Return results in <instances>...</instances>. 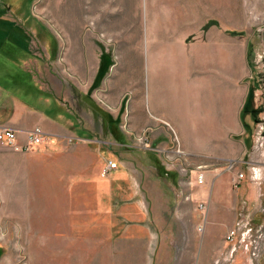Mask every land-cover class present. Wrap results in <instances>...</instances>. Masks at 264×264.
Wrapping results in <instances>:
<instances>
[{"label": "rangeland", "instance_id": "obj_1", "mask_svg": "<svg viewBox=\"0 0 264 264\" xmlns=\"http://www.w3.org/2000/svg\"><path fill=\"white\" fill-rule=\"evenodd\" d=\"M2 18L20 37L0 22V73L34 75L63 124L0 183V264H264V0H0ZM212 36L246 49L244 154L176 114L224 92ZM213 190L233 221L207 223Z\"/></svg>", "mask_w": 264, "mask_h": 264}, {"label": "crops", "instance_id": "obj_2", "mask_svg": "<svg viewBox=\"0 0 264 264\" xmlns=\"http://www.w3.org/2000/svg\"><path fill=\"white\" fill-rule=\"evenodd\" d=\"M210 39L212 38L210 37ZM212 40L217 44L218 54L220 55V57L216 59L218 65L216 62H214L213 65L216 72L214 84L219 83L224 85V90H222L224 92L220 94L218 91V94L212 96L209 101L210 106L206 107L202 114L196 112L192 114L176 112V114L180 120L185 122V127L195 129L198 135H200V130H203L205 136L209 133L211 137L210 141L212 142L215 140L218 142L220 141L221 137L219 136L222 134V129H224L223 135L234 129V134H244L245 136L242 135L240 139L241 148L239 150L240 153L244 154L252 147V140H250L248 134H246L247 131L251 130L250 125L252 121L244 124L242 120V110L245 108L250 95L248 84L246 83V85L242 86V84H245L242 80H245L247 76L245 72H248L246 69V64L248 63L246 49H244L243 55H240L235 45H223L220 40H215L214 37ZM216 41L218 42L216 43ZM23 71L26 72L24 68ZM30 77L32 78L31 84L26 83L28 79L25 80L24 75L18 74V76H12L0 73V128L7 127L13 129L18 133L21 141L26 139L34 126L39 125L45 132L53 134L59 131L63 124L60 119L54 120L46 116L45 112L40 107L42 106L40 102L42 101L41 95L43 94V90L39 89L34 75ZM18 78L20 80H16ZM11 84L20 85V90H14V85ZM32 85L34 86L32 89H34L37 95L36 99L39 104H31L25 99V87H31ZM177 85L180 86L179 84ZM178 90L181 92V88L176 89L175 92ZM46 102L47 104L45 103L43 105L45 108L52 109L58 118H66L67 109H64L62 103L60 104L54 100L51 101L49 98H46ZM212 137H216V139H212ZM207 139L208 138L204 140L206 143L209 142ZM53 156L56 155L52 152H44L41 153L39 157H46V160H50ZM22 158H28V154L21 151L16 152L8 147L0 145V183L18 180L16 176L12 175H20L21 172H23L20 165V160ZM46 165L43 162L41 164L38 163L37 169L33 167V170H30V172H35ZM214 187H216V184H214ZM0 189H2L1 186ZM233 207L234 204L230 203L228 200L217 198L216 191L214 192L213 190L212 195H210L207 200L205 209L208 220L207 223H221L227 220L233 221L235 216Z\"/></svg>", "mask_w": 264, "mask_h": 264}, {"label": "built area", "instance_id": "obj_3", "mask_svg": "<svg viewBox=\"0 0 264 264\" xmlns=\"http://www.w3.org/2000/svg\"><path fill=\"white\" fill-rule=\"evenodd\" d=\"M48 141L46 132L43 131L42 127L37 125L34 126L30 133L27 135L24 141H21L16 131L10 128H0V145L3 147H9L16 152H30L39 149ZM227 169L233 170L235 162L226 165ZM115 167V164H114ZM244 178V173H240L234 178V182L238 185ZM198 183L202 184L204 176L200 174L197 177ZM234 233L230 234L229 239L234 237Z\"/></svg>", "mask_w": 264, "mask_h": 264}, {"label": "trees", "instance_id": "obj_4", "mask_svg": "<svg viewBox=\"0 0 264 264\" xmlns=\"http://www.w3.org/2000/svg\"><path fill=\"white\" fill-rule=\"evenodd\" d=\"M4 20H6V19H4ZM0 22L2 23V22H6V23H8V24H11V25H13L12 27H10V26H8V27H10V29H12V32H10L11 33V35H10V37H13V43L15 44V45H17L16 44V42H17V39L20 37V30H19V28H17V26L15 27V25L11 22V21H3V18H2V20H0ZM14 27V28H13ZM14 32L16 33V35H14ZM11 61V63L13 62L12 60H10ZM15 63V62H14ZM17 64V63H16ZM105 71V68H104V64H103V66L100 68V70H99V75L101 76V75H103L104 72ZM16 80H20L19 78L18 79H16ZM32 80V78L30 77V76H28V80L26 81V83H29V84H31V81ZM33 86V85H32ZM34 88V87H33Z\"/></svg>", "mask_w": 264, "mask_h": 264}, {"label": "bare ground", "instance_id": "obj_5", "mask_svg": "<svg viewBox=\"0 0 264 264\" xmlns=\"http://www.w3.org/2000/svg\"><path fill=\"white\" fill-rule=\"evenodd\" d=\"M107 1V0H106ZM76 2V1H75ZM116 2V1H115ZM87 4V3H86ZM88 6V5H87ZM89 7V6H88ZM85 9V8H84ZM99 10V9H98ZM108 10V9H107ZM83 11V10H82ZM85 11V10H84ZM109 11V10H108ZM80 12V11H79ZM119 12V11H118ZM88 13V12H87ZM91 13V12H90ZM71 14V13H70ZM108 14V13H107ZM115 14H116V12H115ZM66 15V14H65ZM78 15V14H77ZM111 15V14H110ZM113 15V14H112ZM76 17H78V16H76ZM82 19H84V18H82ZM116 20V19H115ZM80 22V21H79ZM78 22V23H79ZM81 23V22H80ZM118 23V22H117ZM109 27V26H108ZM78 28V27H77ZM78 30V29H77ZM74 34V33H73ZM77 34V33H76Z\"/></svg>", "mask_w": 264, "mask_h": 264}]
</instances>
